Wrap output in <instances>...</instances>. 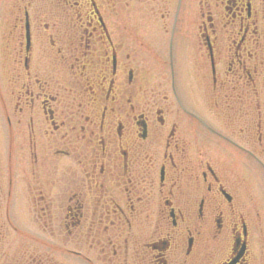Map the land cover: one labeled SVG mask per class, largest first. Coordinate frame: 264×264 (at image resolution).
Returning <instances> with one entry per match:
<instances>
[{
	"label": "flooded vegetation",
	"instance_id": "obj_1",
	"mask_svg": "<svg viewBox=\"0 0 264 264\" xmlns=\"http://www.w3.org/2000/svg\"><path fill=\"white\" fill-rule=\"evenodd\" d=\"M0 264H264V0H0Z\"/></svg>",
	"mask_w": 264,
	"mask_h": 264
}]
</instances>
